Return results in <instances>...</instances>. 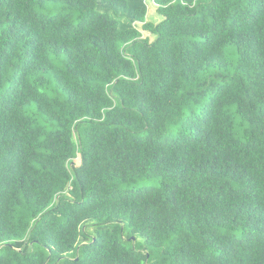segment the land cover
Here are the masks:
<instances>
[{"label": "trees", "instance_id": "obj_1", "mask_svg": "<svg viewBox=\"0 0 264 264\" xmlns=\"http://www.w3.org/2000/svg\"><path fill=\"white\" fill-rule=\"evenodd\" d=\"M153 1L0 0V264H264V0Z\"/></svg>", "mask_w": 264, "mask_h": 264}, {"label": "rangeland", "instance_id": "obj_2", "mask_svg": "<svg viewBox=\"0 0 264 264\" xmlns=\"http://www.w3.org/2000/svg\"><path fill=\"white\" fill-rule=\"evenodd\" d=\"M147 6H148V14H147L148 21L158 23L163 19V17L157 11L158 5L153 0H147ZM138 27L141 29L143 33V37H149L151 41L155 39V36L153 34H151L149 31L143 30L142 23H139ZM74 162L76 165H80L81 158L77 157L74 160Z\"/></svg>", "mask_w": 264, "mask_h": 264}, {"label": "water", "instance_id": "obj_3", "mask_svg": "<svg viewBox=\"0 0 264 264\" xmlns=\"http://www.w3.org/2000/svg\"><path fill=\"white\" fill-rule=\"evenodd\" d=\"M133 240H135V237H133Z\"/></svg>", "mask_w": 264, "mask_h": 264}]
</instances>
